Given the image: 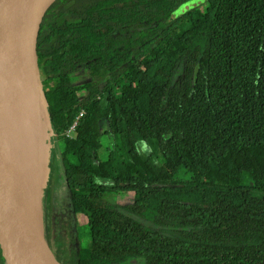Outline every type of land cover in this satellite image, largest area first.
<instances>
[{
    "label": "trees",
    "instance_id": "1",
    "mask_svg": "<svg viewBox=\"0 0 264 264\" xmlns=\"http://www.w3.org/2000/svg\"><path fill=\"white\" fill-rule=\"evenodd\" d=\"M196 3L56 0L45 14L42 90L89 236L62 264H264V0Z\"/></svg>",
    "mask_w": 264,
    "mask_h": 264
},
{
    "label": "water",
    "instance_id": "2",
    "mask_svg": "<svg viewBox=\"0 0 264 264\" xmlns=\"http://www.w3.org/2000/svg\"><path fill=\"white\" fill-rule=\"evenodd\" d=\"M55 1L0 0V248L6 264H62L48 243L42 218L43 135L38 155L41 169L33 190L22 117L24 74L29 65L40 117L41 98L54 132L42 90L37 43L44 16Z\"/></svg>",
    "mask_w": 264,
    "mask_h": 264
},
{
    "label": "rangeland",
    "instance_id": "3",
    "mask_svg": "<svg viewBox=\"0 0 264 264\" xmlns=\"http://www.w3.org/2000/svg\"><path fill=\"white\" fill-rule=\"evenodd\" d=\"M204 0H196L203 2ZM127 58V57H126ZM121 59L119 65L127 61ZM51 67V66H50ZM53 69V68H52ZM51 70V69H49ZM56 72V71H55ZM52 76L57 73L52 72ZM41 120L43 127V169L41 178V196H42V218L44 227L52 232V250L56 254L58 250L69 257H76L79 250V241L82 247L89 243L87 229L83 225V216L76 218L71 206L69 191L66 187L62 174V166L59 160L57 148V135L51 131L46 119L45 101L40 98ZM106 199L114 205H127L133 203L136 199L135 194L125 196L108 195ZM144 198L140 199L143 201ZM139 201V202H140ZM79 221V222H78ZM79 236V237H78ZM143 264V263H138Z\"/></svg>",
    "mask_w": 264,
    "mask_h": 264
},
{
    "label": "bare ground",
    "instance_id": "4",
    "mask_svg": "<svg viewBox=\"0 0 264 264\" xmlns=\"http://www.w3.org/2000/svg\"><path fill=\"white\" fill-rule=\"evenodd\" d=\"M38 92L33 86V77L29 65H26L23 89V126L24 142L26 146V161L32 181L33 190L37 186L40 163V138L42 137L40 110L37 105ZM35 184V186H34ZM35 194V192H34Z\"/></svg>",
    "mask_w": 264,
    "mask_h": 264
},
{
    "label": "built area",
    "instance_id": "5",
    "mask_svg": "<svg viewBox=\"0 0 264 264\" xmlns=\"http://www.w3.org/2000/svg\"><path fill=\"white\" fill-rule=\"evenodd\" d=\"M83 115V112L81 113ZM77 123H74L70 129L67 131V135L70 136V133L75 130Z\"/></svg>",
    "mask_w": 264,
    "mask_h": 264
},
{
    "label": "flooded vegetation",
    "instance_id": "6",
    "mask_svg": "<svg viewBox=\"0 0 264 264\" xmlns=\"http://www.w3.org/2000/svg\"><path fill=\"white\" fill-rule=\"evenodd\" d=\"M198 3H200V2H197L196 4H198ZM195 5V4H194ZM55 237H53L52 239H54ZM52 239H51V244H52ZM51 247V246H50ZM53 247V246H52ZM57 252V251H56Z\"/></svg>",
    "mask_w": 264,
    "mask_h": 264
}]
</instances>
